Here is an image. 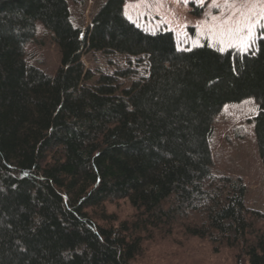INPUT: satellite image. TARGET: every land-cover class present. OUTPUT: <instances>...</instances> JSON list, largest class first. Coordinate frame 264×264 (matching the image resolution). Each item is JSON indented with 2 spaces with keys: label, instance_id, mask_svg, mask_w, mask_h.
Segmentation results:
<instances>
[{
  "label": "trees",
  "instance_id": "obj_1",
  "mask_svg": "<svg viewBox=\"0 0 264 264\" xmlns=\"http://www.w3.org/2000/svg\"><path fill=\"white\" fill-rule=\"evenodd\" d=\"M124 4L104 0L82 30L68 0H0V264H133L143 231L192 215L188 234L264 264V212L240 178L213 173L210 146L223 107L251 98L264 167V38L243 53L179 49ZM36 23L59 48L54 75L26 61ZM89 52L133 57L147 74L94 79ZM120 200L135 215L114 226L105 204Z\"/></svg>",
  "mask_w": 264,
  "mask_h": 264
},
{
  "label": "rangeland",
  "instance_id": "obj_2",
  "mask_svg": "<svg viewBox=\"0 0 264 264\" xmlns=\"http://www.w3.org/2000/svg\"><path fill=\"white\" fill-rule=\"evenodd\" d=\"M103 1L68 0L73 23L85 30ZM124 13L148 31H172L179 49L207 44L222 52L233 49L243 53L252 49L257 39L264 38V0H126ZM25 58L49 75L60 66L59 48L40 23H36L34 38L26 44ZM81 59L94 79L100 73L132 70L130 77L120 80L122 86L147 74L144 63L120 54L89 52ZM256 111L251 98L226 104L214 120L210 146L213 173L240 178L247 188V206L264 212V167L252 123ZM104 210L114 217V226L131 221L135 215L125 200L106 203ZM197 219L200 217L182 216L173 224L143 231L141 251L133 264H238L239 258L244 262L238 248L188 234L187 225Z\"/></svg>",
  "mask_w": 264,
  "mask_h": 264
}]
</instances>
